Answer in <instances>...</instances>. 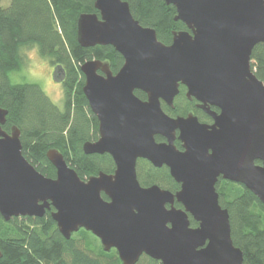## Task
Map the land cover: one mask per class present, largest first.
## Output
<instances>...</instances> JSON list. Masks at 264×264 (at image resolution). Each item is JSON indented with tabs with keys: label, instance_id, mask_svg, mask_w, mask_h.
I'll list each match as a JSON object with an SVG mask.
<instances>
[{
	"label": "water",
	"instance_id": "1",
	"mask_svg": "<svg viewBox=\"0 0 264 264\" xmlns=\"http://www.w3.org/2000/svg\"><path fill=\"white\" fill-rule=\"evenodd\" d=\"M165 2L187 27L173 32L169 45L136 20L124 0H95L99 15L78 19L82 47L112 46L124 58L116 74L100 60L80 67L99 122L98 140L84 143L83 151L109 154L114 173L83 180L51 148L46 156L56 177L43 175L23 155L20 129H3L8 111L0 107V215L8 222L43 218L53 209L65 239L85 229L105 252L115 249L122 264H137L142 255L161 264H244L217 185L220 179L241 184L264 205V83L251 69L253 49L264 44V0ZM181 85L213 124L163 110L162 103L174 107ZM177 131L184 151L175 147ZM139 159L168 167L180 190L143 187Z\"/></svg>",
	"mask_w": 264,
	"mask_h": 264
},
{
	"label": "trees",
	"instance_id": "2",
	"mask_svg": "<svg viewBox=\"0 0 264 264\" xmlns=\"http://www.w3.org/2000/svg\"><path fill=\"white\" fill-rule=\"evenodd\" d=\"M124 1L129 3L133 17L142 26L154 29L164 44L172 43L173 32L187 30L183 22L175 20L176 8L165 0ZM2 3L0 0V107L8 111L3 129H20L23 155L49 178L56 177V169L46 156L51 148L58 149L83 180L100 172L114 173L116 166L109 154L87 155L83 151L84 143L98 140L99 123L83 92L85 78L80 67L87 61L100 60L109 62L117 73L124 64V58L112 46L84 48L78 42L80 15H99L95 0H10L7 6ZM25 46L37 47L41 57L66 71L63 108L40 85L11 81L10 74L24 66L21 51ZM251 69L264 83V44L253 49ZM135 93L140 99L146 98L140 91ZM183 93L177 98L175 110L163 104L168 114L187 113ZM137 172L143 187L159 185L172 192L178 189L167 168H155L141 160ZM217 190L221 206L229 212L232 239L243 252L244 264H264V205L238 183L220 179ZM52 211L43 218H12L8 222L0 215V264H122L115 249L104 252L98 239L85 230L66 240ZM191 226L198 224L191 219ZM143 262L161 264L147 256L137 264Z\"/></svg>",
	"mask_w": 264,
	"mask_h": 264
},
{
	"label": "rangeland",
	"instance_id": "3",
	"mask_svg": "<svg viewBox=\"0 0 264 264\" xmlns=\"http://www.w3.org/2000/svg\"><path fill=\"white\" fill-rule=\"evenodd\" d=\"M10 0H3L2 5H9ZM24 66L19 71L10 74L13 83H36L41 86L46 95L60 108H63L64 91L53 79V67L48 59L40 56L35 46L23 47ZM143 262L142 264H145Z\"/></svg>",
	"mask_w": 264,
	"mask_h": 264
},
{
	"label": "flooded vegetation",
	"instance_id": "4",
	"mask_svg": "<svg viewBox=\"0 0 264 264\" xmlns=\"http://www.w3.org/2000/svg\"><path fill=\"white\" fill-rule=\"evenodd\" d=\"M53 67V79L55 81V83L57 84H60L62 87L64 86V82L65 80L67 79V73L65 70H63L62 68L58 67V66H52ZM81 70V69H80ZM114 73V72H113ZM83 74V73H82ZM116 74V73H114ZM84 78H85V75L83 74ZM85 81H86V78H85ZM63 91H64V87H63ZM182 91H184V98L185 100H187L188 102V106H187V113L185 115H170L168 114L164 108H163V104L165 103H162V108L163 110L168 114L170 115L171 117H178V116H183V117H187L188 115L192 114L194 117H196L199 121V123H205V124H213L214 123V119L213 117L211 116L210 113L206 112L201 106H202V103L199 102L198 100H196L195 98L193 99H189L187 98L186 96V93H187V88L183 85L180 86V94L176 97L175 99V102H174V107H169L171 110H175L176 109V101H177V98L181 95ZM142 100H147V96L145 99H142ZM209 109H210V112L212 113H220V110L215 107V106H209ZM99 123V122H98ZM11 131V130H10ZM10 131L8 133H10ZM98 134H99V128H98ZM156 141L159 142V143H163V142H166L167 140L161 136H157L156 137ZM174 144H175V147L179 150V151H184V148H183V143L182 141L179 139V131L176 132V138L174 140ZM141 160H144V159H139L138 161H141ZM147 161V160H145ZM149 162V161H147ZM150 163V162H149ZM151 164V163H150ZM152 165V164H151ZM153 166V165H152ZM137 168H138V162H137ZM156 168V167H155ZM161 168H167L168 169V172L170 174V170L168 167L166 166H163ZM159 168V169H161ZM138 174V172H137ZM171 176V174H170ZM172 178V176H171ZM173 179V178H172ZM174 180V179H173ZM174 182L177 184L178 186V189L175 190L173 193H176L177 191L180 190L181 188V185L179 183H177L175 180ZM170 191V190H169ZM172 192V191H171ZM177 203V202H176ZM175 203V204H176ZM179 204V203H178ZM176 206V205H175ZM182 207V206H181ZM53 210V209H52ZM19 218H30V217H19ZM33 218V217H31ZM82 230H85V229H80L77 233H80ZM86 231V230H85ZM89 232V231H87ZM77 233H74V234H77ZM91 233V232H89ZM74 234L72 235L71 239L73 238ZM92 234V233H91ZM93 235V234H92ZM94 236V235H93ZM96 239H98L96 236H94ZM67 240V239H66ZM70 240V239H69ZM100 245L102 246L101 244V241L98 239ZM103 248V246H102ZM104 250V249H103ZM105 252V251H104ZM108 253V252H107ZM118 253V252H117ZM119 256V255H118ZM143 256H147V255H142L141 257ZM148 257V256H147ZM150 258V257H148ZM152 259V258H151Z\"/></svg>",
	"mask_w": 264,
	"mask_h": 264
}]
</instances>
